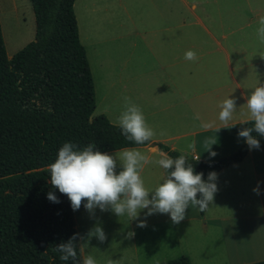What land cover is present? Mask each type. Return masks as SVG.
<instances>
[{"label":"crops","instance_id":"1","mask_svg":"<svg viewBox=\"0 0 264 264\" xmlns=\"http://www.w3.org/2000/svg\"><path fill=\"white\" fill-rule=\"evenodd\" d=\"M94 1L104 4L105 14L98 15L90 8L85 19L87 23H93V35L98 39L92 41V46L98 49L103 102H106V97L110 98L116 103V110L122 112L123 97H130L141 107L146 122L156 132L151 139L153 143L164 144L195 160L211 162L224 158L246 143V139L239 138L238 133L250 120L247 115L241 114L247 109H238L233 119L225 124L218 118L221 111L219 105L233 96L239 108L246 103L245 98L264 83V42L257 36L258 20L264 14H251L237 29L225 25L224 14L220 13L217 17L194 14L193 25L197 29L188 30L187 14L173 16L172 0H141L139 6L133 7L132 3V13L125 15L108 14L110 0ZM244 1L247 6L253 3L252 0ZM182 2L187 9L186 0ZM214 2L220 4L218 0ZM222 5L235 3L225 0ZM216 20L218 26L214 23ZM206 21L214 23L212 29L206 27ZM242 31H245L242 39H236L235 35ZM189 50L196 53V60L185 59ZM111 114L118 121L120 113L103 115L114 123ZM197 114L199 120L194 118ZM205 123H211L213 127L204 129L202 125ZM161 131L166 134L160 135ZM209 137L217 140L212 146V151L217 153L214 157L203 147L204 140ZM193 141L196 142L195 148L189 149L188 145ZM135 148L151 158L152 162L144 166L141 175L145 186L153 190L167 174L155 163L163 151L157 146ZM248 163L250 168L245 166ZM257 164H264V151L249 150L238 162L217 173L218 192L204 214L199 207L189 205L185 220L178 225L164 214V225L172 235L175 256L162 262L176 258H185L188 264L264 261V215L260 218L250 215L220 216L222 207L219 199L226 190L225 181L227 190L235 191L246 174L252 173L260 192V177L263 176L264 180V174L257 169ZM120 170L118 166L117 173ZM256 220L259 222H253ZM79 228L81 226L77 223V232ZM198 229L207 236L190 240L188 244L187 236ZM133 239L138 246L136 235ZM154 243L160 246L165 241ZM165 245L169 247L168 243ZM139 253L137 251V256ZM139 259L136 261L139 262Z\"/></svg>","mask_w":264,"mask_h":264},{"label":"trees","instance_id":"2","mask_svg":"<svg viewBox=\"0 0 264 264\" xmlns=\"http://www.w3.org/2000/svg\"><path fill=\"white\" fill-rule=\"evenodd\" d=\"M76 1L30 0L35 39L12 58L0 21V264H83L80 244L75 261H62L55 251L78 234L76 215L87 212L83 203L73 211L68 197L50 184L48 166L64 143L79 149L95 144L104 153L157 146L172 158L182 155L151 140L137 145L106 116L92 118L97 109L95 83L80 40ZM253 124L247 121L244 129ZM253 135L260 141L258 151H264V137ZM248 151L245 143L211 162L186 157L207 180L210 172L232 166ZM49 192L60 202H51ZM157 264L188 261L176 258Z\"/></svg>","mask_w":264,"mask_h":264},{"label":"clouds","instance_id":"3","mask_svg":"<svg viewBox=\"0 0 264 264\" xmlns=\"http://www.w3.org/2000/svg\"><path fill=\"white\" fill-rule=\"evenodd\" d=\"M257 36L264 42V17L259 18ZM185 59L194 61L196 53L189 50L185 53ZM246 103L237 107V99L233 96L226 98L219 105V120L225 124L231 121L238 109H247L241 112L254 122L252 127H247L238 133L239 138H245L249 150L260 149V141L253 133L264 137V83L255 88L245 98ZM124 110L118 117V124L122 134L128 141L137 145L150 141L156 132L146 122L145 115L137 104L128 96L123 97ZM195 119L199 120L197 114ZM204 129L213 127L211 123L202 125ZM220 131V130H219ZM218 131V132H219ZM164 131L160 135H165ZM217 143L214 138H206L203 142L205 152L211 156L217 155L212 151V146ZM196 142L188 145L189 149L195 148ZM161 158L155 163L166 170V176L162 183L150 190L145 186L141 173L145 165L151 163V158L136 148H124L114 154L104 153L98 150L95 144H89L79 149L73 143H64L58 151V157L49 167L50 184L66 195L71 202L73 211L83 207L91 214L98 208L101 212L111 210L117 217L127 216L137 220L143 210H147L146 216L154 214H167L173 224H179L186 218L189 205L199 207L204 211L213 204L218 192V174L210 172L207 180L204 173H197L185 155L176 158L161 153ZM118 166L122 169L117 173ZM259 185V182H258ZM259 194V186L253 189ZM47 198L53 203H59L54 192H49ZM138 227H146V222L141 221ZM129 237L134 233H129ZM101 242L106 239L103 228L97 224L87 234ZM78 239L81 241L78 243ZM83 243L79 234L73 235L67 243L55 246V251L61 253L60 259L75 261L77 257V245ZM83 264H97L93 256L88 255L83 259ZM109 264H118L110 261Z\"/></svg>","mask_w":264,"mask_h":264},{"label":"rangeland","instance_id":"4","mask_svg":"<svg viewBox=\"0 0 264 264\" xmlns=\"http://www.w3.org/2000/svg\"><path fill=\"white\" fill-rule=\"evenodd\" d=\"M90 1V2H89ZM133 1V2H132ZM141 0H110V8L108 14L125 15L132 13L133 7L139 6ZM208 1V3H204ZM215 0H186L187 9L184 8L182 0H172L171 10L173 16L175 14H187L188 30H195L197 27L193 25L195 22L194 14L203 16L209 14L217 17L220 13L224 14L226 19L225 25L230 28L237 29L245 19L250 18L253 14H264V0H252L251 6L244 5V0H229L235 5H222L225 0H218L219 5L215 4ZM103 3L94 0H77L74 6L75 15L78 21L79 35L82 45L86 48L89 62L91 63V71L95 82L96 104L97 109L92 118H96L104 113H121L117 111L116 103L106 97V102L102 100L103 86L100 83L99 75V56L97 46H92V41H96L93 35V23H87L85 17L89 15V10H96V14H105L103 11ZM112 5V7H111ZM91 8V9H90ZM105 8V7H104ZM138 8V7H137ZM146 8V6H144ZM181 11V12H180ZM94 15V12L91 11ZM229 16L227 17V15ZM232 20V21H231ZM0 21L3 29V37L6 45L7 55L12 58L17 52L34 41L36 34V22L32 4L30 0H0ZM194 21V22H193ZM229 21V22H228ZM231 21V22H230ZM215 25L219 22L216 20ZM212 22H205L207 28L212 29ZM218 28V27H217ZM200 29V28H198ZM218 29H222L221 27ZM245 31L235 35L236 39H242ZM107 107V108H106ZM112 122L117 123V119L110 115ZM112 123V124H114ZM250 168V163L245 164ZM246 168V169H248ZM257 169L264 174V164H257ZM251 171V169H249ZM248 171V170H247ZM255 177L252 173L246 174L245 179L241 181L239 187L235 191L227 190V181L224 182V190L219 199L222 207V217L248 216L260 218L264 215V180L260 177L261 190L256 194L253 189L256 188ZM243 189V190H242ZM250 210V214L248 211ZM245 211L246 213H241ZM147 210L140 213L137 220H131L127 216L117 217L111 210L101 212L95 210L94 214L81 212L76 215V225L79 224L78 232L83 238L80 244L82 259L91 255L97 264H109L110 261H117L118 264H157L165 258L171 259L175 256L172 235L168 228L164 225V214H154L146 216ZM141 221L146 222V227H138ZM253 222H259L258 220ZM97 224H99L105 234L106 239L101 242L95 237L90 240L87 238L88 232ZM85 232V233H84ZM136 235L138 246L134 244L133 236L129 237V233ZM85 234V235H84ZM207 235L202 230L192 232L187 236V242L190 240L203 239ZM164 242L160 246H156ZM183 241V240H182ZM81 242V241H80ZM168 243L169 247L165 244ZM166 246V247H164ZM137 251L140 252L137 256ZM139 259V262L136 259ZM247 262V261H245ZM262 262V261H260ZM258 263V262H257ZM198 264V263H197ZM244 264H254L251 261Z\"/></svg>","mask_w":264,"mask_h":264}]
</instances>
